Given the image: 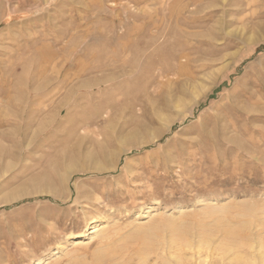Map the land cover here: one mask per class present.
I'll return each instance as SVG.
<instances>
[{
	"label": "rangeland",
	"instance_id": "1",
	"mask_svg": "<svg viewBox=\"0 0 264 264\" xmlns=\"http://www.w3.org/2000/svg\"><path fill=\"white\" fill-rule=\"evenodd\" d=\"M183 1L0 0V264H264V0H195L194 25ZM123 43L134 74L99 125L56 127V76ZM107 133L125 150L97 170ZM60 162L85 170L43 186Z\"/></svg>",
	"mask_w": 264,
	"mask_h": 264
},
{
	"label": "bare ground",
	"instance_id": "2",
	"mask_svg": "<svg viewBox=\"0 0 264 264\" xmlns=\"http://www.w3.org/2000/svg\"><path fill=\"white\" fill-rule=\"evenodd\" d=\"M172 1V0H171ZM170 3V2H169ZM168 3V4H169ZM113 4V3H112ZM191 4H195V0H184L183 1V8H182V11H181V14L179 17H181L180 19L183 20L184 23L186 24H189V25H194L196 22L199 21L200 18H204L206 16H208L209 14L212 13V10H207L206 12L204 10L206 9H209L211 7V5H203L205 6L203 9L200 8L199 6H196L195 8H189V5ZM168 9V8H167ZM175 14V13H174ZM158 16V15H157ZM175 17V16H174ZM163 19V18H162ZM180 19H178V21H180ZM165 20V19H164ZM171 20V19H170ZM182 20L180 22H182ZM175 23V22H174ZM168 25V24H167ZM174 26V25H172ZM150 27V26H149ZM169 27V25H168ZM171 28V27H170ZM147 29V28H146ZM166 30V28H165ZM150 31V29H149ZM86 32V31H84ZM87 33V32H86ZM111 33V32H110ZM165 33V32H164ZM163 34V33H162ZM167 34V33H166ZM172 35V33H170ZM112 35V34H111ZM170 35V36H171ZM123 36V35H122ZM125 36V35H124ZM142 36V34H141ZM140 36V37H141ZM163 36V35H162ZM83 37V36H82ZM143 37V36H142ZM72 38V37H71ZM84 38V37H83ZM111 38V37H110ZM121 38H125V37H121ZM119 39V38H118ZM121 39V40H123ZM160 39V38H159ZM57 40V39H56ZM72 40V39H71ZM120 40V42H121ZM140 40V38L138 39ZM142 40V39H141ZM145 39H143L144 41ZM153 40V39H152ZM122 42H125V41H122ZM159 42V41H158ZM167 42V41H166ZM63 43V42H62ZM69 43V42H68ZM133 43V42H132ZM156 43V42H155ZM132 45V44H131ZM165 45V44H163ZM161 46V45H160ZM131 47L133 46H130V44H122L119 48V53L122 54L121 56H117V55H110V57L104 62L103 65L101 64H97V65H93V66H90V67H80V69H77L75 67V65H72L71 68H68L66 71L64 72H61L59 73L57 76H56V82L58 85H56L53 89L51 88L50 91H48L47 93L43 94L41 97H46L48 100H50L51 102H53L54 100V97H58L60 96V90L62 88V86H59V85H64V86H68L69 89L63 93V97L57 101V103L53 106V110H51L52 112H54V115L55 116V120L56 121V127H58L62 122L63 120L65 119L64 116H66V118H71V122L73 123H77L78 124V127H85V126H92V125H96L98 126L99 125V122L102 121L100 119L101 115L104 113V110L110 106V104H108L109 102H106L105 100H96L98 97H99V94L102 93L103 90H107V89H110V88H116L118 89L119 87H121L123 84H124V81L125 79L123 80H120L119 82L117 81H114L116 80V78L118 77H124V76H131L133 77V74H134V66H133V61H134V58L132 59V56L133 54L132 51H131ZM151 47V46H150ZM164 47V46H163ZM118 48V46H117ZM148 48H149V41H144L142 46H141V49L142 51L144 52V55H143V58L142 60H147L149 59L148 56H149V53H148ZM159 48V47H158ZM133 49V48H132ZM140 49V48H139ZM140 49V50H141ZM156 49V47H155ZM160 50H162L161 48H159ZM116 50V48H115ZM159 50V51H160ZM118 51V50H116ZM131 51V52H130ZM62 52V51H60ZM155 52V51H154ZM157 53V52H156ZM162 53V52H160ZM137 54V53H136ZM153 54V53H152ZM159 54V52H158ZM84 55V54H83ZM140 55H141V52H140ZM85 56V55H84ZM153 56H156V55H153ZM163 56V55H162ZM134 57V56H133ZM138 58V57H137ZM159 59H161L159 57ZM154 60V59H153ZM162 60V59H161ZM152 61V60H151ZM159 61V60H157ZM147 62V61H146ZM155 63V61H152ZM76 63L78 64L79 61L77 62L76 60ZM151 63V62H149ZM137 65V64H136ZM142 65H145V62H142ZM153 65V64H152ZM162 65V64H161ZM139 66V65H138ZM149 67V66H147ZM157 67V66H156ZM101 69H104L106 71H111L110 73H112L114 71V75H111V76H108V77H100L98 79L95 78V82L92 84L91 83V86H87V83H84L85 81H81V77L86 73V74H89V73H94L95 71L97 70H101ZM141 70V69H140ZM142 72V70H141ZM140 75V74H139ZM104 76V75H103ZM139 78V77H137ZM136 78V79H137ZM119 79V78H118ZM133 79V78H132ZM140 80V79H138ZM136 81V80H135ZM139 82V81H137ZM126 83L129 84V82H127L126 80ZM125 83V85H127ZM132 83V82H131ZM130 83V84H131ZM89 84V82H88ZM98 85L99 86L96 88H92L93 86L95 85ZM135 84V83H134ZM124 85V86H125ZM102 86V88L100 89L99 87ZM61 87V88H60ZM81 87H91V91H89V94L85 97V95L83 96V92L81 91ZM65 88V87H64ZM126 88V87H125ZM84 89V88H83ZM121 89V88H120ZM119 89V90H120ZM113 90V89H112ZM108 91V90H107ZM62 93V91H61ZM85 94V93H84ZM62 95V94H61ZM114 96V95H113ZM83 98V99H82ZM110 100V99H109ZM113 100V98H112ZM54 103V102H53ZM46 104V103H45ZM164 104V103H163ZM162 104V105H163ZM44 107H46L44 105ZM47 107H49L47 105ZM91 107V108H89ZM51 107H49L50 109ZM89 108V109H87ZM6 110V109H5ZM50 111V113H52ZM10 112V110H9ZM25 113L27 116L30 115L29 111L25 110ZM40 113V111H39ZM33 114V113H32ZM11 115V114H10ZM63 116L61 117V119L59 118V116ZM8 116V115H7ZM51 116V115H50ZM26 117V116H25ZM53 118V117H52ZM64 118V119H63ZM46 119V118H45ZM48 120V119H47ZM104 120V119H103ZM109 120V119H108ZM1 121V120H0ZM137 121V120H136ZM49 122V121H47ZM51 123V122H50ZM102 123V122H101ZM109 123V122H108ZM24 130H26L27 128L23 127ZM118 131V130H117ZM159 131V130H158ZM124 132V131H122ZM24 134H27V133H24ZM139 134V132H138ZM0 135H4L3 133H0ZM121 135V133H120ZM137 135V134H135ZM152 135V134H151ZM159 135V134H158ZM158 135H154V137H158ZM126 136V135H125ZM136 137V136H134ZM155 139V138H154ZM150 140V139H149ZM148 140V141H149ZM104 142L102 143V145H99L97 147V150H98V153L95 151L93 152L91 155H89L91 158L93 157L94 158H98V157H101V158H106V164L104 166H99V165H96V167L94 169H97V170H112L116 167V164H117V161H118V158L120 156V154L122 152H124L125 149H123L120 145H118V135H112L111 133H107L104 140ZM122 141V140H121ZM138 141V140H137ZM102 142V141H101ZM100 143V142H99ZM98 143V144H99ZM138 143V142H137ZM131 144H134V143H129L128 144V147H131L132 145ZM115 145V147H114ZM95 147V146H94ZM108 147H113L112 150L108 151L107 148ZM77 154V153H76ZM72 156V155H71ZM69 158V157H67ZM71 158V157H70ZM58 160V159H57ZM69 160V159H68ZM59 161V160H58ZM57 161V163H58ZM71 161V160H70ZM73 161V160H72ZM71 161V162H72ZM64 162V160H63ZM75 162V160H74ZM53 169L52 171H50V175L51 176H46L44 177V182H47V183H50L52 182V178L53 179H57V181L59 182V184H57L56 182V185H59L62 184L63 186L67 183V181L70 180L71 176L76 172V171H82V170H85L84 167H77V166H74V165H64V164H61L60 162V165H55L53 164ZM93 169V170H94ZM97 173V172H96ZM70 182V181H69ZM121 185V184H120ZM45 186V184L43 185ZM71 186V185H70ZM61 187V186H60ZM59 187V188H60ZM49 188V187H48ZM46 190V188H45ZM60 190V189H59ZM81 190V189H80ZM61 191V190H60ZM54 192V191H52ZM62 192V191H61ZM66 193V192H65ZM59 196V194H58ZM63 196V195H62ZM100 196V195H99ZM108 196V195H107ZM89 200V199H88ZM91 200V199H90ZM88 208V207H87ZM86 222V221H85ZM97 253V252H96ZM105 252H101V253H98L94 256V259L96 261V264H104L105 262H110V259H108V261H106L105 259L101 258L100 257V254H104ZM122 254V253H121ZM105 255V254H104ZM109 257V256H108ZM122 257V256H121ZM129 257V256H128ZM116 258V256H115ZM114 259V257H113ZM112 260V258H111ZM117 260V259H116ZM121 260V259H120ZM115 261V260H114ZM123 261V260H121ZM140 261V260H139ZM116 262V261H115ZM120 262V261H119ZM136 262V260H135ZM105 263V264H106ZM118 263V262H117ZM127 263V262H126ZM115 264V263H114Z\"/></svg>",
	"mask_w": 264,
	"mask_h": 264
}]
</instances>
